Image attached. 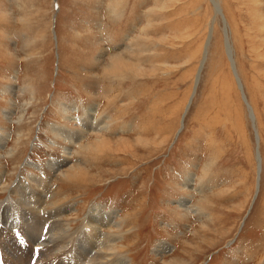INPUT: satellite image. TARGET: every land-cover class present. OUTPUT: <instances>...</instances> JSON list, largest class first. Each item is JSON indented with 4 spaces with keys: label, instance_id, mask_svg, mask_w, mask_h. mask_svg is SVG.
Instances as JSON below:
<instances>
[{
    "label": "rangeland",
    "instance_id": "1",
    "mask_svg": "<svg viewBox=\"0 0 264 264\" xmlns=\"http://www.w3.org/2000/svg\"><path fill=\"white\" fill-rule=\"evenodd\" d=\"M214 1L220 12L212 0H0L7 264H31L59 214L73 233L95 207L112 212L124 264H264V0ZM86 109L100 133L82 131ZM46 183L35 212L29 187Z\"/></svg>",
    "mask_w": 264,
    "mask_h": 264
},
{
    "label": "bare ground",
    "instance_id": "2",
    "mask_svg": "<svg viewBox=\"0 0 264 264\" xmlns=\"http://www.w3.org/2000/svg\"><path fill=\"white\" fill-rule=\"evenodd\" d=\"M212 2H214L215 11H218L219 7H218L217 3H215L214 0H212ZM206 46H207V44H206ZM206 46H205V48H206ZM84 113L86 114V117L81 119L82 121H84L83 126H82L83 130L81 129L83 132L88 131V130H93L92 132H94V131L98 132L99 130H101V129L103 130L104 128L107 127V123L105 122V120L101 119L99 121H96V120H92V118L88 117L87 115H90L89 109H86L84 111ZM55 129H57L60 133H64L65 134L64 136L67 139H69L71 142L73 140V136L76 137V135H77L78 138L75 140L79 141L80 138H82L85 135V134L84 135L80 134L79 132H78V134L71 132V131L67 130L66 128L59 127V126H58V128H55ZM71 133H73V135H70ZM98 133H100V131ZM2 139H3V137H2ZM2 139L0 138V141ZM84 147L86 148V146H84ZM258 158L259 159L256 161L257 162L256 172H259V175H260L261 162H260V157H258ZM65 160H66V158H65ZM52 164L56 165L55 163H52ZM2 180H3L2 175H0V183ZM29 181L28 182L26 181L27 186L32 185ZM31 181H34V180L31 179ZM37 183L40 184L41 182L39 180H37ZM3 187H5V186H3ZM22 187H23V185L21 186V184H19V185L16 184L15 186H13L11 193L17 194L16 200L18 203L20 201V204H26L29 201L23 200L24 196H26V195L22 191H20L22 189ZM29 188H31V194L28 197H31L32 195L37 194V196L39 197L37 199L40 202V205L37 204V205L33 206V210L35 212H38V210H40V211L43 210L42 208H40V206H43L46 204L45 203V200L47 198L46 194L48 195V192H49V194L52 193L51 192L52 190L50 191V185L46 183L44 189H36L35 187H29ZM37 192H42L43 195L38 194ZM10 198L11 197L9 196V198H7V199H10ZM12 200H15V199L12 198ZM2 203H3V201L0 200V205ZM57 209H59V208H56V210ZM45 211H50V210H45ZM45 211H43V212H45ZM39 216H38V219L36 220V222L31 226V230H30V236H31L33 242L35 241V236L33 234V231L35 229V224L37 227L40 224ZM108 220H109V223L106 226H104V223H107ZM51 223L54 226V230H53L54 232L52 231L49 234V237H47L45 239L44 244L41 245L39 248H37V250L35 251L36 253L41 252V251H43L45 253L50 252V254H51V255L49 254L50 259H49V263H47V264H124V263H126V259L123 258V256L120 255V253L117 251V249H118L117 240L121 237V234L119 233L120 234L119 235L117 232L114 233V231H113V228H114V225L116 224V222L114 223V221H113V214L111 211L100 213V209L98 207L90 209L89 213L85 216L82 227L73 233H70V231L72 229V224L68 220H64L63 218H61V214H59L57 217H55L51 221ZM88 227L92 228L96 232V234H97L96 238L90 237L89 231L87 229ZM103 228H108L109 231L106 232ZM37 230H38V228H37ZM89 244L93 245L92 248L90 247ZM163 249H165V248H163V246H160L159 252H162ZM24 254H26V252H24ZM32 254L33 253L30 254V257L32 256ZM43 256H46V255H43ZM43 258H45V257H43ZM28 259L26 261H28ZM11 264H13V263H11Z\"/></svg>",
    "mask_w": 264,
    "mask_h": 264
},
{
    "label": "water",
    "instance_id": "3",
    "mask_svg": "<svg viewBox=\"0 0 264 264\" xmlns=\"http://www.w3.org/2000/svg\"><path fill=\"white\" fill-rule=\"evenodd\" d=\"M216 12H220V10H218ZM225 50H226V54L228 56V59L230 61L231 70H232V73L234 75L237 87L240 90L241 98L244 101V103L246 104V107L248 108L249 117H250V120L252 122V126L254 127V116H253L252 110H250L251 109L250 105L248 104L246 95H245L244 90H243V86H242L241 80H240V78L238 76V73L236 71V67H235V64H234V59H233V56H232V50L230 48V45H229V42H228V38L226 36H225ZM204 59H205V55H204L203 61H202L201 65H200V67L198 69V72H197L195 86H194V91H195L196 85H197L198 80H199L200 70L202 68V64L204 62Z\"/></svg>",
    "mask_w": 264,
    "mask_h": 264
}]
</instances>
